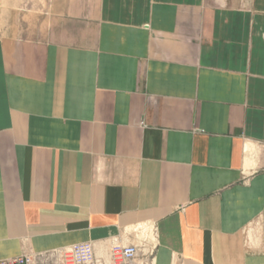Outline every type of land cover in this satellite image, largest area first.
Here are the masks:
<instances>
[{
	"label": "crops",
	"instance_id": "1",
	"mask_svg": "<svg viewBox=\"0 0 264 264\" xmlns=\"http://www.w3.org/2000/svg\"><path fill=\"white\" fill-rule=\"evenodd\" d=\"M0 18V259L144 227L155 264H264V0Z\"/></svg>",
	"mask_w": 264,
	"mask_h": 264
},
{
	"label": "built area",
	"instance_id": "2",
	"mask_svg": "<svg viewBox=\"0 0 264 264\" xmlns=\"http://www.w3.org/2000/svg\"><path fill=\"white\" fill-rule=\"evenodd\" d=\"M134 239L119 236L0 259V264H155L156 228L134 229Z\"/></svg>",
	"mask_w": 264,
	"mask_h": 264
},
{
	"label": "rangeland",
	"instance_id": "3",
	"mask_svg": "<svg viewBox=\"0 0 264 264\" xmlns=\"http://www.w3.org/2000/svg\"><path fill=\"white\" fill-rule=\"evenodd\" d=\"M18 8V11H21V9L23 8V6L21 7V6H19V7H17ZM1 19L2 18H0V21H1ZM0 23H2V22H0Z\"/></svg>",
	"mask_w": 264,
	"mask_h": 264
}]
</instances>
